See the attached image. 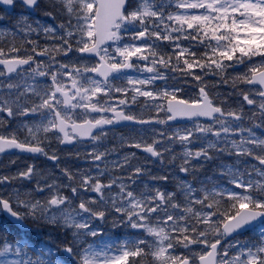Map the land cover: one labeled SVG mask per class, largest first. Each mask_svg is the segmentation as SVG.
I'll return each instance as SVG.
<instances>
[{"label": "snow or ice", "instance_id": "6c2138e0", "mask_svg": "<svg viewBox=\"0 0 264 264\" xmlns=\"http://www.w3.org/2000/svg\"><path fill=\"white\" fill-rule=\"evenodd\" d=\"M0 42V264H264V0H0Z\"/></svg>", "mask_w": 264, "mask_h": 264}, {"label": "flooded vegetation", "instance_id": "af4514ba", "mask_svg": "<svg viewBox=\"0 0 264 264\" xmlns=\"http://www.w3.org/2000/svg\"><path fill=\"white\" fill-rule=\"evenodd\" d=\"M117 135H119V133H117ZM110 139H111V137H110ZM108 146L111 147V144H109ZM77 149H79L81 151V153H83V151H84L83 146H77V148L64 149L62 152H60V155L62 158L61 167L68 166L72 169L73 172H75L77 170V167H79V168H87L88 167L87 163L83 159H80V160L76 159L75 152L77 151ZM111 159H115V156L111 157ZM11 160H16V162H17L16 165L11 164L10 163ZM41 160H43V158H41ZM141 162L142 163L144 162L143 157H141ZM25 163H32V161L31 160H25L23 157H18V156H11V157L0 156V174L14 173L17 170V166L23 167V165ZM102 167H103V165H102ZM9 170H10V172H9ZM55 174L57 176L60 175L59 169L55 170ZM10 191H11V188L5 189L3 187H0V194L1 195H7L8 192H10ZM66 191L70 192L69 189H66ZM92 195H95V194L93 193Z\"/></svg>", "mask_w": 264, "mask_h": 264}, {"label": "rangeland", "instance_id": "374dc122", "mask_svg": "<svg viewBox=\"0 0 264 264\" xmlns=\"http://www.w3.org/2000/svg\"><path fill=\"white\" fill-rule=\"evenodd\" d=\"M57 23H59V21H57ZM192 95H194V93H188V96L189 97H191ZM259 133V132H258ZM234 162V161H233ZM224 163H226V164H228V160L226 159L225 161H224ZM209 175H211L212 174V168L210 167L209 168V173H208ZM189 179H191V178H189Z\"/></svg>", "mask_w": 264, "mask_h": 264}]
</instances>
